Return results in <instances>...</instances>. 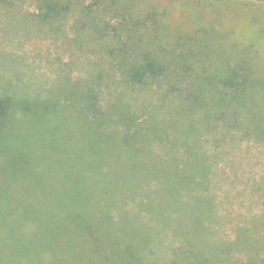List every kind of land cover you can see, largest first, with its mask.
I'll list each match as a JSON object with an SVG mask.
<instances>
[{
  "label": "trees",
  "instance_id": "trees-1",
  "mask_svg": "<svg viewBox=\"0 0 264 264\" xmlns=\"http://www.w3.org/2000/svg\"><path fill=\"white\" fill-rule=\"evenodd\" d=\"M76 1L41 0V19ZM131 43L46 88L0 81V264H233L205 144L220 126L264 142V72Z\"/></svg>",
  "mask_w": 264,
  "mask_h": 264
},
{
  "label": "rangeland",
  "instance_id": "rangeland-1",
  "mask_svg": "<svg viewBox=\"0 0 264 264\" xmlns=\"http://www.w3.org/2000/svg\"><path fill=\"white\" fill-rule=\"evenodd\" d=\"M41 0H0V81L16 72L32 89L62 73L85 75L89 63L108 64L104 47L121 42L147 49L209 52L236 62L252 54L264 72V4L236 0H77L71 12L43 21ZM109 35L99 40L97 29ZM131 39V40H130ZM130 40V41H129ZM214 59H212L213 62ZM41 86V87H40ZM264 95V94H263ZM212 242L239 245L231 262L264 264V142L218 127L208 135Z\"/></svg>",
  "mask_w": 264,
  "mask_h": 264
}]
</instances>
